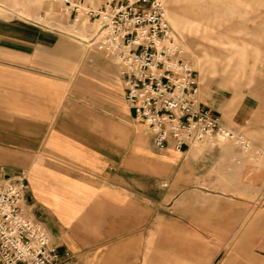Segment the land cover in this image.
Returning <instances> with one entry per match:
<instances>
[{
    "label": "crops",
    "instance_id": "1",
    "mask_svg": "<svg viewBox=\"0 0 264 264\" xmlns=\"http://www.w3.org/2000/svg\"><path fill=\"white\" fill-rule=\"evenodd\" d=\"M68 47L54 34L0 20V169L26 175L25 212L61 257L138 264L151 249L149 263H160L157 253L177 238L161 227L162 210L178 195L236 200L242 184L264 182V104L200 88V103L250 151L231 142L156 150L114 62ZM259 222L213 235L193 264H212L221 253L218 264H264V217Z\"/></svg>",
    "mask_w": 264,
    "mask_h": 264
},
{
    "label": "built area",
    "instance_id": "2",
    "mask_svg": "<svg viewBox=\"0 0 264 264\" xmlns=\"http://www.w3.org/2000/svg\"><path fill=\"white\" fill-rule=\"evenodd\" d=\"M61 2L72 25H92L84 43L117 66L126 103L156 150L231 142L250 151V143L200 103L196 74L161 0H106L97 9ZM25 194L26 175L10 178L0 169V264H75L68 255L61 257L46 229L28 217Z\"/></svg>",
    "mask_w": 264,
    "mask_h": 264
},
{
    "label": "rangeland",
    "instance_id": "3",
    "mask_svg": "<svg viewBox=\"0 0 264 264\" xmlns=\"http://www.w3.org/2000/svg\"><path fill=\"white\" fill-rule=\"evenodd\" d=\"M70 1L97 9L106 0ZM161 1L199 88L264 104V0ZM61 9V0H0V20L59 36L68 41L70 51L96 52L84 43L92 25H72ZM239 188L236 200L199 193L178 195L170 211L162 210L161 227L177 236L173 249L157 253L160 263H149L151 249H145L138 264H193L199 247L214 245L213 235L259 225L264 217V182ZM222 258L223 253L212 264Z\"/></svg>",
    "mask_w": 264,
    "mask_h": 264
}]
</instances>
